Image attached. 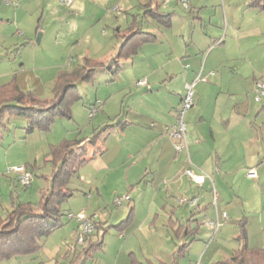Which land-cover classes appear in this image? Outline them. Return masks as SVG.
Listing matches in <instances>:
<instances>
[{
	"label": "crops",
	"instance_id": "0c3cea01",
	"mask_svg": "<svg viewBox=\"0 0 264 264\" xmlns=\"http://www.w3.org/2000/svg\"><path fill=\"white\" fill-rule=\"evenodd\" d=\"M30 2L20 0L18 6ZM142 2L136 12L125 2L118 6L119 11L110 9V4H99L91 13L103 39H96L98 45L84 52L98 61L106 63L117 56L125 35L133 31L130 26L151 34L135 53L120 58V69L129 70L113 73L109 91L101 95L104 100L94 102L98 101L94 121L114 124L119 130L108 137L106 150L93 156L97 183L93 187L104 196L111 187L113 192L129 193L131 198L124 200L127 206L122 212L129 215L134 208L130 223L113 240L110 263L130 264L133 254L142 264H175L177 248L189 237L195 238L189 245L199 239L200 226L216 233L203 223L206 217L219 216L222 222L233 214L240 219L244 212H252L247 200L255 191L260 209H264V119L258 123L256 117L264 110V99H260L261 109L255 102L260 101L255 99V83L264 79V12L251 6L250 0H190V6L184 7L187 11L181 12L176 10L175 3L181 4L178 0ZM8 5L0 1V11L12 12ZM152 8L170 12V24L146 14ZM108 29L114 32L111 40L105 38ZM199 72L206 80L196 82L195 101L186 113L188 150L177 151L166 126L175 121L186 82ZM142 79L146 82L139 83ZM42 131L15 132L8 147L2 139L0 170L3 158L11 153L37 160L47 152L37 140ZM47 141L48 146L54 143L48 135ZM188 167L207 174L205 181L192 180L184 173ZM250 170L256 175H250ZM50 184L51 180L41 195ZM184 194L199 197L187 218L186 210L183 214L177 209L181 205L177 198ZM226 200L235 207L225 205ZM93 214L101 222L99 228H104L102 216L97 212L89 216ZM162 218L175 228L182 223L189 227L180 234L171 227L164 232L154 224ZM193 220L197 225L192 226ZM102 236L95 230L88 240L101 238L104 242Z\"/></svg>",
	"mask_w": 264,
	"mask_h": 264
},
{
	"label": "rangeland",
	"instance_id": "374dc122",
	"mask_svg": "<svg viewBox=\"0 0 264 264\" xmlns=\"http://www.w3.org/2000/svg\"><path fill=\"white\" fill-rule=\"evenodd\" d=\"M30 1L27 6L23 5L22 7L15 4L8 5L13 9L12 12L0 11V85L15 79L24 90L32 91L44 101L53 97L54 86L60 74L69 73L87 65V59L99 60L84 52V50L92 51L98 45L96 39H103L98 34L96 23L91 20L93 16L91 13L98 9L99 4L103 6L110 4V9L116 7L115 9L119 11L118 6L128 2L135 12L138 7L143 6V0H87V2L82 0L79 4H76L74 0ZM72 2L73 4L70 6ZM175 6L178 12L187 11L180 3H175ZM262 12H264L263 9ZM184 22L186 23L185 20ZM41 30L43 36L41 42L38 43L36 37ZM21 32L26 33V36ZM111 37H114V32L108 29L105 38L111 40ZM121 70L129 69L124 67L118 70V73L122 74ZM113 76L112 70L106 67L100 69L93 79L78 80L76 95L69 96L71 117H58L51 130L42 131V136L37 138L38 143L44 145L48 151L50 146H48L47 135L53 139L54 143H57L64 137L90 138L97 132L102 134L97 146L106 147L108 137L111 134L116 135L119 129H105L102 132V128L110 124L98 125V122H95L97 120L94 121L93 116H90L89 107L97 98L104 100L101 95L109 91V86L113 83L111 80ZM255 102L260 105L258 109H261L262 100ZM257 115V122L260 123L264 119V110H261ZM11 120L12 122L8 123L10 129L6 130L4 136L5 147L14 142L15 132L17 135L25 133V126L29 124L28 119L23 116H13ZM16 121L18 124H15ZM97 146L89 145L88 160L80 166L78 174L71 183L75 194L62 202L63 225L44 236L42 238L43 246L34 254H18L4 258L1 260V264H38L41 260L48 264H70L77 254L72 250L75 246L78 249L81 248V243L76 241L78 220L70 218L68 213L70 211L78 212L80 209H86L88 215L97 212L102 216L104 225V228L102 226L97 229L101 236L104 235L103 245L94 251L88 264H112L109 262V258L115 251L113 240L119 231L115 225L127 217L128 213L122 212L127 206V202L123 201L121 204L114 202L116 193L121 196L125 194H121L119 191L113 192V187L108 188V195L105 196L103 193H98L93 187L97 186V183L94 182L96 164L93 157L96 155L93 153ZM45 154L46 152L42 153L37 160L34 156L26 157V154L17 155L16 153H11L3 158L0 170V215L6 216L20 202H30V205L35 209L39 207L41 190L51 180L53 169V161L45 160ZM16 165H24L32 170L33 180L30 184L23 185L17 180L15 181L16 173L8 171V168ZM183 196L197 195L184 194L178 196L177 200ZM252 197L247 200V203L253 207L252 212H244V216L242 215L238 220L234 219L233 214L229 215L222 221L216 233L205 226H200V238L193 241L183 255H177L178 261L176 260L175 264H209L230 258L235 249L239 247L238 235L242 222L246 224L248 244L252 248L246 256V264H264V251L261 250L264 248V209H260L261 200H258V191H255ZM225 202V205L235 207L229 200ZM133 203L134 201L131 202V205ZM182 204L177 205V209H180L181 213L186 210V214H183L187 218L190 214L189 208H193L195 205ZM154 224L164 232L171 228L175 229L173 222L171 223L169 219L163 222L162 218V220H156ZM191 224L192 226L197 225L194 220Z\"/></svg>",
	"mask_w": 264,
	"mask_h": 264
},
{
	"label": "trees",
	"instance_id": "16d2710c",
	"mask_svg": "<svg viewBox=\"0 0 264 264\" xmlns=\"http://www.w3.org/2000/svg\"><path fill=\"white\" fill-rule=\"evenodd\" d=\"M250 4L264 10V0H250ZM148 13L161 23L165 25L170 24V12L158 11L157 8H152L146 11V14ZM129 29H133V31L125 35L117 56L111 62L105 63L87 59V65L72 72L60 74L54 86V95L49 100H41L32 91L24 90L15 79L1 84L0 143L4 139L8 123L13 116H23L28 119L29 124L25 126L26 133H31L34 130L49 131L58 117H71V99L69 96L76 95V83L78 80L93 79L100 69L106 67L110 68L113 73H116L121 67L120 58L135 53L141 42L151 37L149 32H144L140 28L130 26ZM115 127L116 125L114 124L104 126L102 132L105 129ZM101 135L96 132L90 138L78 136L75 138L64 137L57 143L51 144L44 158L45 160L53 161L51 184L42 193L39 207L35 209L30 205V202H20L6 216L0 215V264L2 259L10 258L14 255L34 254L43 246L42 238L51 233L55 228L63 225L62 215L64 211L62 209V202L75 194V189L71 185L72 180L78 174L80 166L88 160L89 145L93 144L97 146ZM105 150L106 147L97 146L93 154L104 152ZM133 209L126 219L115 225L119 230H123L130 223ZM70 218L75 217L70 216ZM94 221V230L81 243V248L78 249L75 246L72 250L74 253L77 252V254L70 264H88L89 259L94 255V251L102 247L103 239L88 240L101 223L99 219ZM241 224L240 234L238 235L239 247L235 249L230 258L217 260L209 264H246V256L252 248L248 244L246 224L245 222ZM187 225L184 223L179 224L175 228V233L180 234ZM79 230L80 222L78 221V232ZM191 233L194 235V231ZM193 239L195 238L189 237L181 244L177 248L176 254L183 255L187 250L189 242ZM86 241L87 244H85ZM261 250L264 251V248H261ZM130 255V264H142L136 256ZM38 264L48 263L41 260ZM160 264L167 263L161 261Z\"/></svg>",
	"mask_w": 264,
	"mask_h": 264
},
{
	"label": "built area",
	"instance_id": "2783aa9c",
	"mask_svg": "<svg viewBox=\"0 0 264 264\" xmlns=\"http://www.w3.org/2000/svg\"><path fill=\"white\" fill-rule=\"evenodd\" d=\"M2 2H5L6 4H15L18 5L20 0H0ZM181 2L183 7L188 8L190 6V0H178ZM218 41H221L220 39ZM206 80L205 76H202L199 72L197 77L193 81L186 82L185 85V93L182 97L181 104L177 109V114L175 121L166 126L167 134L169 138L172 140V143L177 151H183L188 150V140H187V130H188V123L186 121V113L187 111L193 106L195 98V89L194 86L198 80ZM139 83H145L146 80L142 79L138 81ZM255 99L260 100L264 96V79H258L255 83ZM98 104V101L96 102ZM97 105L95 103L92 104L90 107V116L94 114V112L97 110ZM10 172H15L17 176L18 182H20L23 185H28L33 180V172L30 170L27 166L24 165H16V166H10L9 168ZM185 174H187L192 180L196 181L197 183L202 184L207 174L203 172H198L194 168L188 167L185 169ZM250 175H256L255 170H250ZM213 191L215 192V187L213 188ZM131 198L130 194L127 193L122 196H116L114 199V202L116 204H121L124 200H129ZM180 203H189L190 205L194 206L197 205L199 202L198 196L193 197H187L183 196L178 199ZM224 216H227V213H223ZM69 215L72 217L77 218V220L80 222V230L77 234V241L79 243H83L87 236L91 234L95 227V216H89L85 210H80L78 212H69ZM203 223L212 228L215 232L218 231L219 227L221 226V220L219 216L217 218H210L206 217L203 220Z\"/></svg>",
	"mask_w": 264,
	"mask_h": 264
},
{
	"label": "water",
	"instance_id": "95a60500",
	"mask_svg": "<svg viewBox=\"0 0 264 264\" xmlns=\"http://www.w3.org/2000/svg\"><path fill=\"white\" fill-rule=\"evenodd\" d=\"M42 36H43V31L41 30V31L38 32L37 37H36V41H37L38 43L41 42V40H42Z\"/></svg>",
	"mask_w": 264,
	"mask_h": 264
}]
</instances>
